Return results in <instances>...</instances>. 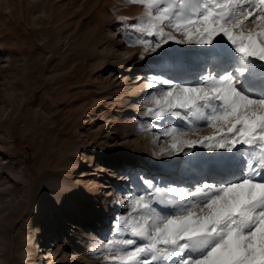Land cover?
Masks as SVG:
<instances>
[{"label": "rangeland", "instance_id": "rangeland-1", "mask_svg": "<svg viewBox=\"0 0 264 264\" xmlns=\"http://www.w3.org/2000/svg\"><path fill=\"white\" fill-rule=\"evenodd\" d=\"M67 2L0 0V228L7 227L0 231V264H51L55 257L56 264H107L103 242L127 209L108 211L118 193L131 190L116 174L143 172L163 183L178 172L177 161L153 158L168 147L148 130L158 122L145 115L154 107L145 100V81L156 69L134 74L136 66L156 65L159 58L139 59L150 53L126 46L133 35L128 25L145 9L127 0ZM96 36L99 44L92 42ZM143 152L162 168L138 165ZM47 180L61 183L54 203L36 196ZM112 181L99 212L109 223H77L71 216L82 218L93 194Z\"/></svg>", "mask_w": 264, "mask_h": 264}, {"label": "snow or ice", "instance_id": "snow-or-ice-1", "mask_svg": "<svg viewBox=\"0 0 264 264\" xmlns=\"http://www.w3.org/2000/svg\"><path fill=\"white\" fill-rule=\"evenodd\" d=\"M127 3L145 11L126 46L159 58L145 115L168 147L153 158L178 172L122 173L139 187L122 193L107 264H264V0Z\"/></svg>", "mask_w": 264, "mask_h": 264}, {"label": "bare ground", "instance_id": "bare-ground-1", "mask_svg": "<svg viewBox=\"0 0 264 264\" xmlns=\"http://www.w3.org/2000/svg\"><path fill=\"white\" fill-rule=\"evenodd\" d=\"M47 1H50V0H47ZM70 1L71 0H68L67 5L69 4ZM39 18H40V20H43L42 17H39ZM92 20L93 19L90 17V20L88 21V23H92ZM89 39H91V38H88L87 41H89ZM92 40H93L92 42H97L98 44L100 43V41H99V39H98L97 36H96V38H92ZM111 57H112V59H118L119 58L116 55V53H112V56ZM117 62H118V60H115L114 63H117ZM130 64H131V62L128 63V65L126 66V68H128L130 66ZM150 68L156 69V65L154 64V65H150V66H146V67H145V65H138V66H136L134 68L135 69L134 74H136L137 72H142L143 70H149ZM26 74L27 75H30L31 74V71L28 70ZM137 77H138V75H136L134 78H137ZM147 82L148 81H145V86H144L145 88H147L146 87ZM46 83L48 85L49 82H46ZM132 83L133 82H131V84ZM35 92H37V89L34 90V93ZM31 100H32V96L28 97L26 99V101H24L25 104L24 103L23 104L26 106V105H28L31 102ZM16 126H18L17 125V122L13 125V128H16ZM61 133H62L61 132V129H58L57 135L60 136ZM64 143L65 142H62L61 145L64 144ZM56 144H59V142H57ZM140 155L142 157L141 158H138V165L139 164L140 165H148V166H150V168H153V169L154 168H156V169L162 168V166L161 165H158L156 162H149L146 158H144L143 156L146 155L145 152H143ZM105 163L107 165H109V164H112V163L115 164L116 162H113L110 159H105ZM129 163L133 164L134 162L133 161H130ZM120 164H122V162H120ZM176 164L177 163H175L173 165L176 166ZM168 167H170V166H168ZM172 168H170V170ZM165 170L167 171L169 169L167 168ZM116 175H117V177L120 178L122 176V173L121 174L119 173V174H116ZM113 185H114V183L112 181L110 184H106L105 183V184H103V186H100V187L103 188V190H101V192H100V190H98V191H96V193L93 194L94 195L93 196V199H92L93 201L89 202L88 206L85 209L86 211H84L83 214H82V218H79L77 216V213H75V215H73L71 217L75 218V220H76L77 223H81V221H83L84 223H87V222L88 223L89 222L96 223V222H98V220H101V223H106V222L109 223V220L106 219V216L99 215V212H100V210L102 208V205L104 204L105 200H108L109 199L110 194L108 192L113 187ZM60 186H61V183L58 182V181H56V180H47V182H44V183L42 182L38 186L37 195H36L37 196V199L40 200V199H43V197H44V199H46L48 202L54 203L56 201L55 198L57 196H59V194L61 193V190H60L61 187ZM137 186H138V184L135 187L133 186V188L131 189V191H135L139 187V186L138 187ZM117 202H119V203H117ZM124 202H125L124 196L121 195V193H118V197H116V199L114 200V203H113V205L115 207H113L112 209H110L108 212L109 213L115 212V211L118 212V210H120V209H123L124 210L125 209L124 206H123L124 205ZM77 209H78L77 207L74 208V210H77ZM88 226H89V224H88ZM107 227H109V224H108V226H103L102 230L104 231L105 229H107ZM6 229H7V227H6V225H4L3 227L0 228V231L2 233H4V232H6L5 231ZM62 234H63V231L60 232V235H62ZM60 241L56 244V246L60 244ZM56 260H57V258L55 257L51 264H56V262H55Z\"/></svg>", "mask_w": 264, "mask_h": 264}]
</instances>
